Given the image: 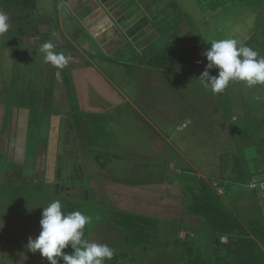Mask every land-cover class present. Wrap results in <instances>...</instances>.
Returning a JSON list of instances; mask_svg holds the SVG:
<instances>
[{
    "label": "rangeland",
    "instance_id": "1",
    "mask_svg": "<svg viewBox=\"0 0 264 264\" xmlns=\"http://www.w3.org/2000/svg\"><path fill=\"white\" fill-rule=\"evenodd\" d=\"M16 1L36 13L33 18L51 16L58 23L61 16L68 30L80 27L93 46L80 40L77 46L70 44L72 51L94 66L64 71L46 63L37 45L13 38L0 43L5 65L11 66L7 73L3 63L0 77L13 79L8 83L12 93L19 85L27 92L18 100L22 105L5 98L9 90L0 97L5 113L0 121V264H48L27 244L29 237L40 234L43 207L57 199L92 218L86 240L125 253L117 264H184L190 247L207 259L210 236L199 218L185 214L187 202L201 184L227 174L221 166L230 164L231 154L241 151L251 173L264 165V85L248 88L233 82L213 95L199 79L207 64L202 53L211 40L235 38L264 56V6L256 10L229 5L204 13L197 0H124L129 1L128 17L136 19L126 30L99 11L106 27L125 36L121 52L108 51L110 44L106 49L96 41L66 0ZM75 1L74 7L90 2ZM11 42L12 49L4 47L10 48ZM90 47L113 63L97 59ZM27 69L39 73L38 78L26 77ZM217 74L210 71L211 76ZM25 105L30 126L24 158L11 159L15 153L10 156V141L2 144V136L8 133L12 113ZM57 106L66 113L55 111ZM68 116L69 121L60 120ZM62 126L67 127L64 135ZM71 126L76 146L68 148ZM65 146L70 154L64 155ZM96 154L105 158L106 169L95 161ZM62 181L63 186L57 185ZM226 191L220 202L235 216L243 223L256 217L263 225L262 194L233 184ZM117 210L148 226L147 248L125 244L124 231L114 219ZM180 223L185 230L179 229ZM188 235L194 243H184Z\"/></svg>",
    "mask_w": 264,
    "mask_h": 264
},
{
    "label": "trees",
    "instance_id": "2",
    "mask_svg": "<svg viewBox=\"0 0 264 264\" xmlns=\"http://www.w3.org/2000/svg\"><path fill=\"white\" fill-rule=\"evenodd\" d=\"M202 12H216L218 9H227L229 5L240 6L259 10L264 6V0H197ZM182 16V14H181ZM179 17V16H178ZM176 17V18H178ZM264 37V27L261 28ZM160 33V31H159ZM177 40V34L174 41ZM110 61V60H109ZM248 137V136H241ZM250 138V137H248ZM95 161L102 169H106V161L101 155H94ZM228 157V156H227ZM105 159V158H104ZM107 159V158H106ZM223 158L220 162L223 163ZM230 164H222L223 173L227 174L218 178V181L213 183L201 184L196 193L188 199L185 214L189 217H197L202 223V227L207 230L210 236V247H207L208 258L204 259L195 255L190 247L184 252V264H264V249H261L260 243L264 245V222L261 225L256 217H250L246 223H243L235 214L229 210L223 203L220 202L221 197L226 194V187L229 184L238 187L244 186L255 194L259 191L250 187L252 182H262L264 179V165L255 168L251 173L248 167V161L244 154L239 151L236 154L229 156ZM254 161H258L255 159ZM226 163V162H225ZM229 163V162H228ZM259 164V163H258ZM222 193L219 194L218 190ZM195 192V191H194ZM264 196V191L259 192ZM238 195V193H237ZM68 199V198H65ZM62 204V211L67 214L73 211H78L77 206L70 202ZM248 204H244L245 208ZM258 208V207H257ZM117 213V214H116ZM114 214L115 221L118 227L124 231V242L132 248H147L149 243L148 226L143 224V221L137 220V217L128 215L129 212L117 210ZM135 219H134V218ZM181 224V223H180ZM179 229L185 230V224H181ZM89 225H86L84 238H87L89 233ZM191 234V233H190ZM225 238V242L222 239ZM190 241L194 243L192 235H188L184 239V243ZM192 245V244H191ZM71 254L73 250L69 246L64 250ZM125 253L114 254L110 261L105 264H117L119 257L123 258ZM60 264L63 261L60 260Z\"/></svg>",
    "mask_w": 264,
    "mask_h": 264
},
{
    "label": "crops",
    "instance_id": "3",
    "mask_svg": "<svg viewBox=\"0 0 264 264\" xmlns=\"http://www.w3.org/2000/svg\"><path fill=\"white\" fill-rule=\"evenodd\" d=\"M37 1L41 2L42 4L44 3L43 0H37ZM66 1H67L66 3L68 4L69 10L70 11L72 10L78 14V17L81 19V21H83V24L88 27V30L90 29L91 34L96 38V41L99 40L100 43L106 46V49H107V45L110 44L108 47V51L110 50H115V51L121 50V52L123 51L122 49L123 47H125L126 38L125 36H121V30L120 32L117 31L115 33L114 31H112L111 29L105 26L106 25L105 15L108 16L109 14L112 17V19L118 20L122 27L125 26L124 28L126 30V28H129L131 26V22H132L131 20L134 19L133 16L128 17L129 16L128 13H130L129 1L123 3L124 0H89L90 2H85L86 7H81V6L74 7V4H77L75 3L76 2L75 0H66ZM120 3H123V4L121 5ZM45 7L46 6L44 5L42 6V8H45ZM24 8L28 9L27 6H24L23 3L20 4V2H17L16 0H0V14L7 16L9 18V23L11 25L9 31L5 33L4 35L0 36V43L8 42L11 40V38H13L16 43H23L27 45H37L38 47H41L45 42H52L55 45V48L59 49V50L56 49L58 50V53H63V55L67 59V65L64 68H62L64 71H71V70H75L76 68L78 69V68H87V67L94 66V63L91 61H90L91 66H88V64L84 61V59L83 58L81 59L79 57L80 55H77L76 52L72 51L73 49L70 44L76 43V46H77L79 45L78 43L80 42V40H82L83 42L91 43V45L93 44V41L89 39L88 35L83 30H81L80 27L75 26L76 27L75 29L72 30L71 28L70 30H68L66 28V24H65V21L63 20V17L61 18L60 16V18L58 19V23H56L55 19H53L51 16L47 18L36 19V18H33L34 14L35 16L37 15L36 13L31 12L30 9H28L29 13L25 12ZM101 10L102 11L104 10L103 13L105 15L99 12ZM123 13H126V16L121 15ZM126 18L129 20L128 23H127L128 20H126ZM125 23L127 24L125 25ZM138 23L139 25L142 24L141 21L140 22L138 21ZM112 24L113 22H111V25ZM40 26L41 28L43 26V29L39 28ZM44 27H47V28H44ZM13 43L14 42H11L10 48H9L10 46L9 44H5L4 47L7 48L8 50L12 49ZM1 50L2 49L0 46V67L4 63L5 71L7 73H10L9 67L11 66L8 67L5 65L6 57L3 56V54L1 53ZM89 52L92 53L93 56H96L97 59L101 58V60L105 59L107 62L113 63L109 61L106 57L104 58V55L101 53V51L98 50L97 47H94V50L93 49L91 50V47H90ZM2 59L4 60V62L2 61ZM27 74L29 76L36 75L37 78L39 76V73L30 72L28 69L26 71V77H28ZM4 77L5 76L0 77V97L4 98L5 96L3 95L7 93V90H9L8 95L5 98L9 99L12 97L16 100V103L14 105H19V104L22 105L23 102H19L18 100H23L24 96L25 97L27 96V94H25L27 92H24L23 90L24 88L21 85H19L16 88V93H12L11 90L13 87H11L8 83L12 84L13 79L11 78V80L8 81L7 79H4ZM57 98H56V101L57 103H59L61 98L59 97L58 100ZM63 107H64V104H63ZM54 110L60 111L61 115H64V113L62 112L66 113L65 110H61L60 106H57V108L55 107ZM3 114H5L3 112V109H0V121L4 119ZM12 114H13L12 118H10L9 120L8 133L7 132L4 133L7 136L5 135L4 137L2 136V144L6 142L8 143L10 141V145H11L10 150H9L10 156L12 154V150H13V153H15V155L13 154L12 158L11 157L10 158L13 159L16 157V159L18 160V158L19 159L24 158V154H25V148H26L27 137H28V129L30 126L29 121H28L29 112L25 105V108H22L20 112H18V110L16 109ZM66 119L67 121H69V116L68 118L62 117L60 120L64 122L66 121ZM68 126H70L69 123H68ZM66 128L67 127L62 126L63 135L67 132ZM68 132L69 134L67 135L66 145L68 148H70L72 144H74V147H75L76 143H75V138L72 136L74 133L72 126L70 127ZM6 147L7 146H5L4 149H6ZM46 147L47 146H45V148ZM67 147H66V152H64V155H67L69 153V150ZM74 152L76 153V150ZM59 153L61 155L62 151ZM62 184H64L63 181L61 183L59 182L57 185H62ZM55 194H57L56 191H55ZM62 197H66V196H62ZM197 221L199 220L197 219ZM197 226H200V225H197Z\"/></svg>",
    "mask_w": 264,
    "mask_h": 264
},
{
    "label": "clouds",
    "instance_id": "4",
    "mask_svg": "<svg viewBox=\"0 0 264 264\" xmlns=\"http://www.w3.org/2000/svg\"><path fill=\"white\" fill-rule=\"evenodd\" d=\"M9 18L0 14V36L10 29ZM202 53L207 59L205 70L199 77L206 89L213 95L221 93L230 83L237 82L252 88L264 85V56L235 38L215 39ZM52 42L41 46L46 63L54 68L62 69L67 65L63 53L54 51ZM218 70L216 76L210 71ZM92 218L80 211L65 214L60 200H53L43 207L40 220V234L35 238L29 237L27 248L32 253H39L48 264H105L114 256V249L107 244L89 242L84 238L86 225L91 224ZM71 247L73 252L64 250Z\"/></svg>",
    "mask_w": 264,
    "mask_h": 264
},
{
    "label": "built area",
    "instance_id": "5",
    "mask_svg": "<svg viewBox=\"0 0 264 264\" xmlns=\"http://www.w3.org/2000/svg\"><path fill=\"white\" fill-rule=\"evenodd\" d=\"M250 187L253 188V189H255V190H257V191H259V192H262V191H264V180L262 182H252L250 184ZM218 193L221 194L222 193V190L219 189L218 190Z\"/></svg>",
    "mask_w": 264,
    "mask_h": 264
}]
</instances>
